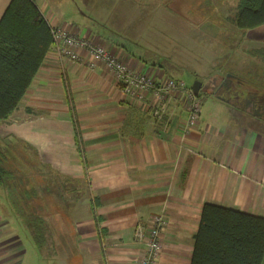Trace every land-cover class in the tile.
<instances>
[{
  "label": "crops",
  "instance_id": "1",
  "mask_svg": "<svg viewBox=\"0 0 264 264\" xmlns=\"http://www.w3.org/2000/svg\"><path fill=\"white\" fill-rule=\"evenodd\" d=\"M10 2L0 0V19ZM36 2L52 26L104 45L135 71L153 70L160 80L172 77L156 65L147 67L92 22L74 20L68 15L69 0L66 5L62 0ZM234 32L225 62L214 69H228L231 85L242 78L246 87H264V24ZM228 93L229 99L237 96ZM207 95L217 101L204 114L203 105L194 126L187 125V100L180 92L167 98L165 112L156 118L151 110L156 98L134 104L104 63L92 69L54 48L49 51L19 107L0 121V142L5 143L0 155L9 145L30 152L46 169L42 172L67 189L68 201L58 199L56 207L63 214L58 219L66 243L49 261L139 264L155 218L161 216L166 225L158 264H190L204 204L264 217V112L230 111L223 108V98ZM8 160L4 156L9 168ZM11 228L0 214V264H25L26 241H17Z\"/></svg>",
  "mask_w": 264,
  "mask_h": 264
},
{
  "label": "rangeland",
  "instance_id": "2",
  "mask_svg": "<svg viewBox=\"0 0 264 264\" xmlns=\"http://www.w3.org/2000/svg\"><path fill=\"white\" fill-rule=\"evenodd\" d=\"M67 1L62 0L65 5ZM69 2L66 5L69 6L68 15L74 20L92 22L95 29L115 36V40L122 42L130 52L144 60L147 67L156 65L163 73L184 80L189 87L195 80L213 78L211 74L214 72H220L222 76L230 72L228 69L218 71L214 67L225 62L230 52L228 37L240 29L236 20L239 0ZM224 96H228L227 93ZM200 98L201 108L205 105L203 114L217 101L207 94H202ZM223 108L240 110L228 101L223 103ZM3 145L5 143L1 141L0 146ZM1 150L9 159V169H14L16 174L8 178L5 186L0 182V214L10 220L11 233L18 236L17 241H26L28 256L25 264H58L38 255L25 219L28 213L34 212V202L47 204L43 205L42 210L58 212L55 205L57 199H51L50 195L58 198L67 189H62V183H55L50 174L42 172L46 169L30 158V152H24L15 145ZM67 201L63 198L61 202ZM69 223L73 224L74 221L71 219Z\"/></svg>",
  "mask_w": 264,
  "mask_h": 264
},
{
  "label": "trees",
  "instance_id": "3",
  "mask_svg": "<svg viewBox=\"0 0 264 264\" xmlns=\"http://www.w3.org/2000/svg\"><path fill=\"white\" fill-rule=\"evenodd\" d=\"M236 20L242 30L263 25L264 0H239ZM53 43L51 25L36 0H11L0 19V121L7 120L19 107ZM262 58L264 61V56ZM242 82L241 78L237 84L231 85L230 91L240 96L245 94L251 99L248 102L252 106L232 105L264 112V87H246ZM206 94L212 95L213 92ZM244 98L241 100L246 102ZM132 109L135 110V107ZM78 133L77 127V137ZM12 175L13 172L4 163V156L0 155V182H6ZM62 195L52 199L56 201ZM36 204L34 202V212L28 213L25 223L38 255L52 260L66 243L58 219L63 214L42 210L40 206L36 210ZM55 205L60 204L57 202ZM263 257V216L213 203L204 204L190 264H262Z\"/></svg>",
  "mask_w": 264,
  "mask_h": 264
},
{
  "label": "built area",
  "instance_id": "4",
  "mask_svg": "<svg viewBox=\"0 0 264 264\" xmlns=\"http://www.w3.org/2000/svg\"><path fill=\"white\" fill-rule=\"evenodd\" d=\"M48 21V19L46 18ZM49 22V21H48ZM50 24V23H49ZM53 48L61 56L75 61H84L90 68L96 67L99 62L104 63L116 81L121 84L123 93L130 98L134 104L148 102L151 96L156 101L151 106L153 115L160 118L165 112L167 98L176 92L182 93L187 100L189 117L188 126H194L201 112V98L198 97L184 80L172 77L159 79L156 72L135 71L123 59L106 49L103 45L81 35L58 26H52ZM82 50L88 53L85 57ZM166 225L164 217L157 216L153 229L146 238V249L139 264H158L163 251L160 232ZM137 237L143 238V230L139 229Z\"/></svg>",
  "mask_w": 264,
  "mask_h": 264
},
{
  "label": "flooded vegetation",
  "instance_id": "5",
  "mask_svg": "<svg viewBox=\"0 0 264 264\" xmlns=\"http://www.w3.org/2000/svg\"><path fill=\"white\" fill-rule=\"evenodd\" d=\"M214 77L217 78V87L215 89H213L211 87L208 88V89H205V90L203 89V90H201L202 94H206L209 91H212L213 92V95H215L216 97L219 96V97H221L223 99H226L228 101H230L231 99H233L231 101L232 103L240 104V105H246L248 107H251L252 106V103L248 102L250 100H248L246 102L242 101L239 98L240 95L238 93H236L237 96H233V98H231V99L228 98L229 96H223L222 93H227V95L229 94L228 92L230 91V87H231L230 81L231 80H230V78L227 77V75H225V76H217V75H214ZM206 81H203V82L205 83Z\"/></svg>",
  "mask_w": 264,
  "mask_h": 264
},
{
  "label": "water",
  "instance_id": "6",
  "mask_svg": "<svg viewBox=\"0 0 264 264\" xmlns=\"http://www.w3.org/2000/svg\"><path fill=\"white\" fill-rule=\"evenodd\" d=\"M214 83V84H213ZM213 88L215 89L217 87V78L213 77L211 79H208L205 83L202 80H195L191 86V89L193 92L200 97L202 95L201 90H205L208 88Z\"/></svg>",
  "mask_w": 264,
  "mask_h": 264
}]
</instances>
